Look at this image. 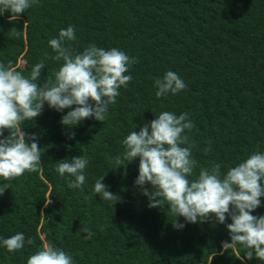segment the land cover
Wrapping results in <instances>:
<instances>
[{
  "label": "trees",
  "instance_id": "trees-1",
  "mask_svg": "<svg viewBox=\"0 0 264 264\" xmlns=\"http://www.w3.org/2000/svg\"><path fill=\"white\" fill-rule=\"evenodd\" d=\"M11 15L0 13V63L11 62L27 77L43 61L41 85L63 64L52 59L48 42L69 25L76 39L65 46L75 52L94 43L138 62L125 73L132 80L119 89L105 121L89 118L68 127L61 119L70 109L58 112L45 103L34 121L25 122L23 130L38 137L41 164L10 181L0 177V187L9 185L0 195V264H27L46 243L74 264H264L255 254L248 260L243 245L222 247L231 242L230 218L189 223L167 205L150 208L135 184L139 158L117 169L113 162L126 136L164 111L189 113L194 122L186 134L199 163L189 179L213 163L226 174L253 152H264V0H38L17 19ZM169 70L187 87L157 98L154 81ZM80 155L89 160L85 184L70 189L74 177L61 176L57 164ZM102 176L121 202L94 192ZM260 199L253 215H264ZM175 219L185 226L175 228ZM83 226L94 233L91 239L79 231ZM18 232L25 246L9 252L2 239Z\"/></svg>",
  "mask_w": 264,
  "mask_h": 264
},
{
  "label": "clouds",
  "instance_id": "clouds-1",
  "mask_svg": "<svg viewBox=\"0 0 264 264\" xmlns=\"http://www.w3.org/2000/svg\"><path fill=\"white\" fill-rule=\"evenodd\" d=\"M37 3L38 0H0V13L10 12V19H17ZM75 39V27L69 25L60 30L57 38L49 40V46L56 53L52 59L62 60L63 64L55 72L54 80L47 79L42 85L38 81L45 67L43 61L35 64L27 77L11 62L7 66L0 63V177L5 181L22 176L26 171L39 170L38 137L26 133L23 125L34 121L45 103L58 112L70 109L61 119V124L68 127L89 118L103 122L109 105H114L120 95L119 89L127 87L132 80L131 75L125 73L138 62L135 57L118 48H100L94 43L77 53L65 46L66 41ZM154 87L160 98L169 93L177 94L187 85L176 72L169 70L163 78L154 81ZM193 128L189 113L179 116L168 111L160 113L138 132L134 130L126 136L122 141L124 152L113 158L115 169L139 158L135 184L148 197L150 208L167 205L176 218L183 217L189 223L204 222L214 215L217 222L224 224L230 218L231 223L226 227L231 242H222V247L227 250L240 244L249 249L245 254L248 260L255 254L264 261V215L252 214L264 197V152H253L230 167L226 174L221 173L220 164L213 163L210 168L200 167L198 177L189 179L199 163L192 155L196 145L186 134ZM4 130L9 133L7 136ZM73 136L74 133L69 138ZM203 151H211L210 142ZM88 164V158L80 155L59 161L56 170L61 176L74 177L69 180L68 188L81 189ZM104 176L96 180L94 192L114 205L121 202V197L108 191L109 186L102 183ZM145 184L151 185V189L144 188ZM6 189H9L8 184L0 187V195ZM173 226L182 229L185 225L175 219ZM79 231L86 233L84 239L94 235L87 226ZM27 243L31 245L33 240L28 238ZM2 244L9 252H15L24 248L25 236L18 232L2 239ZM27 264H74V261L65 251L46 243L30 255Z\"/></svg>",
  "mask_w": 264,
  "mask_h": 264
}]
</instances>
